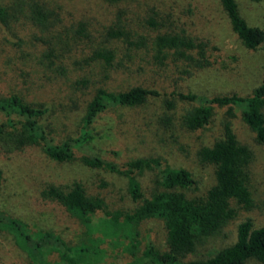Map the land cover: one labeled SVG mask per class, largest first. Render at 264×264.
I'll return each instance as SVG.
<instances>
[{
	"label": "trees",
	"instance_id": "obj_1",
	"mask_svg": "<svg viewBox=\"0 0 264 264\" xmlns=\"http://www.w3.org/2000/svg\"><path fill=\"white\" fill-rule=\"evenodd\" d=\"M103 1L118 5V18L102 31L90 28L85 20L68 26L50 0L0 3V30L5 34L0 37V152L37 150L57 163L71 162L80 155L86 167L123 175L131 201L138 204L133 215L127 216L128 222L158 218L166 230L167 252L156 256L149 246L144 252L147 261L140 264H181L180 258L193 253L199 241L219 237L228 246L212 258L190 264H247L251 260L264 264V191L256 179L253 153L237 141L230 123L224 125L221 140L197 153L201 162L215 167L216 185L205 198L194 199L179 191L197 187L189 171L171 169L155 158L135 159L122 166L105 160L95 149L102 135L92 128L106 111L163 97L169 109L177 102L190 106L181 117L190 131L207 127L215 107L239 110L264 148V66L260 84L247 95L192 93L187 85L194 78L232 74L223 51L211 39L169 20L149 17L137 25L122 9L125 3L149 9L154 0ZM220 3L244 49L250 53L261 50L264 55V31L248 26L235 0ZM80 99L84 116L78 135L55 143L42 119L57 106L76 104ZM144 171L159 176L149 199L144 198L136 179ZM40 197L86 225L102 207L101 200L87 195L80 182L66 189L49 185ZM248 214L257 215L262 224L255 227ZM0 230L12 236L26 257L0 264H92L88 257H69L65 241L52 232H31L19 220L2 215ZM53 254L57 259L51 263L48 259Z\"/></svg>",
	"mask_w": 264,
	"mask_h": 264
},
{
	"label": "rangeland",
	"instance_id": "obj_2",
	"mask_svg": "<svg viewBox=\"0 0 264 264\" xmlns=\"http://www.w3.org/2000/svg\"><path fill=\"white\" fill-rule=\"evenodd\" d=\"M8 1L0 0V3ZM235 1L248 26L264 31V1ZM50 2L58 8L68 26L75 27L85 20L90 22V28L102 31L117 22L118 5L107 4L103 0ZM124 5V13H129V19L137 25L149 17L178 23L211 39L227 56L226 62L232 74L221 78H194L187 85L190 92L205 96L228 92L247 95L260 84L263 52L250 53L244 49L231 29L220 0H154L149 9L135 4ZM0 37H5L1 30ZM31 52L34 53L33 50ZM81 100L76 104L59 105L42 119L49 139L61 143L78 135L84 116V105L79 103ZM188 108L187 104L177 102L173 109H169L164 98L159 97L150 98L141 106L106 111L92 126L95 134L102 135L95 149L105 160L121 166L135 159L155 158L171 169H185L191 173L197 187L179 191L189 199L205 198L216 185L215 167L201 162L197 153L202 147H211L221 140L224 125L230 123L237 141L252 151L256 179L264 191V148L256 142L240 111L215 107L207 127L190 131L181 121ZM79 158L80 155L71 162L57 163L37 150L0 152V215L19 220L31 232L48 231L60 236L71 251L69 257H88L92 264H140L147 261L144 252L149 246L154 248L156 256L167 252L166 230L161 219L128 222L127 216L133 215L138 204L132 202L127 193V179L103 168L86 167ZM158 177L153 171L136 174L144 198L149 199L156 190ZM74 182L82 183L87 195L102 202L101 209L89 217L88 225L58 204L43 201L40 197L41 191L49 185L66 189ZM246 216L253 219L255 227L262 224L263 220L257 215ZM234 231L232 228V235ZM227 244L222 237L202 239L193 253L180 258V263L190 264L212 258ZM19 257L26 258L14 245L12 236L0 230V262ZM56 259L57 255L53 254L48 260L52 263ZM247 264L260 263L251 260Z\"/></svg>",
	"mask_w": 264,
	"mask_h": 264
}]
</instances>
